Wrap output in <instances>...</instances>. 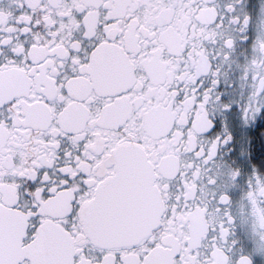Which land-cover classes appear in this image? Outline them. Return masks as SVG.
<instances>
[{"label": "snow or ice", "instance_id": "obj_1", "mask_svg": "<svg viewBox=\"0 0 264 264\" xmlns=\"http://www.w3.org/2000/svg\"><path fill=\"white\" fill-rule=\"evenodd\" d=\"M244 8L0 0V264L264 250V64L229 77L264 28Z\"/></svg>", "mask_w": 264, "mask_h": 264}, {"label": "flooded vegetation", "instance_id": "obj_2", "mask_svg": "<svg viewBox=\"0 0 264 264\" xmlns=\"http://www.w3.org/2000/svg\"><path fill=\"white\" fill-rule=\"evenodd\" d=\"M219 4L225 3V0H217ZM243 3L245 5L244 11L246 13H250L254 20L264 19V0H243ZM248 4H251L252 7L249 9L247 7ZM227 31V29H225ZM258 35L256 38V41L253 45L254 53L247 62L244 63H237L236 67H233L229 70V77L230 80L236 79L239 75V70H241L244 73L252 71L254 68H260L261 64H264V28H258ZM181 48H183V45H180ZM195 50V49H194ZM203 51L198 52V55H203ZM236 63V62H234ZM224 75H228L227 72L224 73ZM224 89L228 88V85H222ZM226 155V154H225ZM225 163L231 164L230 161H225ZM253 163V162H250ZM253 167H258V165L253 163ZM243 184L237 187L236 189V196L235 198L238 200L239 197L242 195L243 191ZM260 210L257 209V215L258 220L253 221L252 228L255 229L258 226V221L261 219L259 216ZM243 227V226H241ZM242 252H245L246 254H249V264H254V261L252 260V257H260L261 259H264V250H261L260 248L253 249L251 253H247V250L245 248H241Z\"/></svg>", "mask_w": 264, "mask_h": 264}]
</instances>
